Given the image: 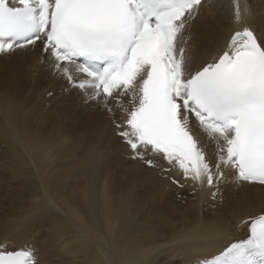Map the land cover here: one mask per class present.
Segmentation results:
<instances>
[{
	"label": "snow or ice",
	"instance_id": "1",
	"mask_svg": "<svg viewBox=\"0 0 264 264\" xmlns=\"http://www.w3.org/2000/svg\"><path fill=\"white\" fill-rule=\"evenodd\" d=\"M206 3L211 7L209 0H0V54L42 43L50 69L86 101L103 97L110 113H125L116 127L135 157L154 166L140 151L150 148L185 179L215 187V199L229 177L264 186V30L249 23L247 0H232L242 31L198 62L188 42ZM191 117L215 144L214 161ZM246 223L245 239L199 264H264V213ZM37 245L0 244V264H42Z\"/></svg>",
	"mask_w": 264,
	"mask_h": 264
},
{
	"label": "rangeland",
	"instance_id": "2",
	"mask_svg": "<svg viewBox=\"0 0 264 264\" xmlns=\"http://www.w3.org/2000/svg\"><path fill=\"white\" fill-rule=\"evenodd\" d=\"M209 2L211 4V0ZM206 6L209 4H204L200 13ZM256 25H261V30H264V24ZM19 55L14 52L0 57L1 65L6 69H11L8 74H5L0 68V81L6 82L5 78L9 76L10 83L18 81L21 88L18 97L20 103L16 108L18 115L16 114L15 120H18L14 123L13 129L11 127L10 132L8 128L4 131L0 128V171L3 174L6 172L4 175L6 180L8 175L9 180L12 178L11 181H13L11 182L12 188L2 194L5 202L3 208H0V243L6 242L16 248V246L21 245L22 247L26 244L23 242H38L39 258L42 264H94L93 242L83 233V229L77 226L72 228L73 234L65 241H71L68 247L62 246L53 238L51 211L61 213L60 208H64L62 204L65 205L64 203L68 200L69 205L65 206L69 207V210H71L70 207L74 209L77 206L81 213L85 194L90 193L91 198L97 196L100 185L103 184L104 190L110 197L108 198L111 208L115 210L119 204L123 203L121 205H124L126 217H128L126 224L129 225L130 219H133L135 234L130 233L128 241L135 240L138 244V247L133 249L134 253L133 250H124L118 255L112 252L115 258L114 264H137L136 257L143 260L142 257L145 255L147 257V253L148 256L151 254V259L147 264H193L198 255L193 256L197 252L192 250L189 242V235L194 226L192 211L188 210L189 201H191L190 198L195 200L194 202H198L203 209L209 207L210 204L206 202L209 197L212 200L210 194L213 192L212 188L204 189L203 194H190L192 189L187 191L186 187L183 188L184 191L183 189L176 190L170 184L166 185L167 182L163 183L160 180L159 183L157 179L158 177L161 179L162 175L153 173L155 166L147 167L145 163L127 154L125 150L127 147L123 143L125 149L118 154L112 151V148H115L113 141L119 136L116 134V125H113L116 124L115 114L110 113L104 107L103 99L86 101V95L80 93V96L76 91L70 90L67 87V80L57 72H53L52 77L56 78L55 83L47 77V71H43L46 75L44 80H33L34 77L27 73L28 67L27 71H21V66L13 65L18 57L22 58ZM62 82H66V85ZM49 92L52 95H48ZM102 131L106 132L107 137ZM21 135L28 137L27 139L31 136L32 143L26 139L21 141L25 138ZM103 135L107 140L111 136L113 141L111 139L107 141L104 138L105 142H103L101 138ZM105 143L108 145L104 148ZM104 149H107L106 154ZM50 153L54 154L55 159L59 158L57 161L63 159L62 161L67 163L71 160L67 170L63 173L66 178L61 183L64 202L61 199H52V192L44 185V180L39 173L29 169L30 165L38 164ZM55 153L60 155L56 156ZM20 157L26 159L27 165L19 164L21 160L18 158ZM74 158L77 161L86 158L88 161L77 163ZM134 159L139 163H136ZM93 161L101 175L100 181L95 180V173L91 171ZM58 162L53 165L56 167ZM11 169L15 170V175L12 174ZM3 174H0V181ZM230 180L231 177H229ZM233 186L234 190L238 191L242 185L234 183ZM36 190L41 191L42 196L44 195L42 192L45 191L52 203L46 201L44 196V199L39 202L37 195H33ZM226 191L230 190L226 188ZM118 200H121V203ZM215 201L221 205L226 202L222 200V197H218ZM189 216H192V220H189ZM32 239L35 240L32 241ZM87 243L91 245L90 248ZM109 249L111 251V247ZM136 250L141 251L138 253ZM132 254L139 255L134 259ZM94 255L97 260L98 256ZM106 263L110 264V261Z\"/></svg>",
	"mask_w": 264,
	"mask_h": 264
},
{
	"label": "bare ground",
	"instance_id": "3",
	"mask_svg": "<svg viewBox=\"0 0 264 264\" xmlns=\"http://www.w3.org/2000/svg\"><path fill=\"white\" fill-rule=\"evenodd\" d=\"M247 3L251 6L253 10V16L249 19V23L251 24L253 28H258L259 30H261V25H256V24H261L260 23L261 17L264 16V0H247ZM241 27H243V25L238 24L234 19V7L232 4V0H211V7L206 6L204 11L201 12L199 16L191 24V28H190L191 39L188 42L191 48V55H193V57L198 62L210 59L211 54L218 52L225 47L230 33ZM38 45L40 44L37 43L35 46H28L25 48L15 50L14 51L15 54H20L19 56H22V58L18 57L17 60H15V62L13 63V65L17 67L21 66L22 67L20 69L21 71H27L26 68L28 67L27 73L31 74L34 77L33 80H36V79L44 80L46 75L43 74V71H47V77L51 78L50 81L52 83H55L57 80L56 78H52L54 73L50 69L47 63V60H46L48 54H45L42 51V46L39 47ZM8 54L9 53L0 54V57L8 56ZM0 68L2 69V72L5 74H8L9 71L11 70L9 68L6 69L5 67H3L1 63H0ZM5 79H6L5 80L6 82L0 81V128L3 129V131L4 129L8 128L7 130L10 132L11 127L13 129L14 123H16V121L18 120V119L15 120L16 116L18 115L16 108H18V105L20 103V100H18V97H19L21 88H20V84L18 81L12 80L13 84H11L9 76L6 77ZM62 83L66 85V82H62ZM57 89H59V87ZM79 95H80V92H79ZM127 99L128 98H125V103L127 102ZM125 103H124V107H125ZM112 114H115L114 120L116 121V123L118 122L120 124H123V120L125 118V114L123 113V111H121L119 108H114V113ZM100 120H97V121H100ZM107 126L108 125H106V127ZM100 133L99 135H102ZM105 133L106 132H104V134ZM105 135L107 137V134ZM105 135L101 136L102 141L105 140L104 139L106 138L104 137ZM198 135L203 145H209V147L213 145L212 142L208 141L206 134L198 132ZM27 138L28 137H25L21 139V141L25 139L28 141L32 137L30 136L29 137L30 139H27ZM110 139H111V136H110ZM110 139L108 138V140ZM111 140L113 141V138ZM113 142H115V145H114L115 148L113 147L112 151L117 152V154L121 150L125 149L119 138L115 137ZM30 143H32L31 140H30ZM110 143L114 144L112 142ZM107 145L108 144L105 143L104 148L105 146L107 147ZM127 148L125 150H127L126 152L128 154L129 149ZM106 150L104 149V152ZM109 150L111 151V149ZM54 152H51V153H54ZM51 153L47 157L40 160L38 164L33 163L34 166L30 165L29 169L30 171L39 173L40 177L44 180V185L52 192L51 193L52 199H55V200L61 199L64 202L65 197L62 196L63 187L61 183L66 178L63 175V173L64 171L67 170V167L69 166V163L71 162V160H68V162L65 163L66 161H62L63 159L62 160L60 159V161L58 160L59 161L58 162L57 159L59 158L55 159V157L53 156L54 154L52 155ZM130 154L135 157V155H133L132 153ZM211 154L212 155H210L209 158L214 161L215 156L212 150H211ZM55 155L58 156L60 154L55 153ZM112 156H114V154ZM18 159L21 160L19 164L22 163V164L27 165L25 158L20 157ZM75 159L76 158H74V160ZM56 161L58 162V164L55 167L53 163L56 164L57 163ZM75 161L77 163H81L84 161H88V159L84 158L78 161L76 159ZM136 163H139V162L137 161ZM92 170L95 173L94 174L95 180L100 181L101 175L95 168L94 161H93V167L91 171ZM14 171L13 169H11V172L13 175H15ZM174 172L176 174H183L182 170H180L178 167L175 169ZM4 173L5 174H3V172L0 171V174H3V178H1V181H0V201H1L0 208H3L4 202H5L2 199V194L10 190L13 186V185L11 186V182H13L11 181L12 178L11 180H9L10 177L8 178V175H7V180H8L7 181L4 177V175H6V172ZM153 173L159 174L158 171H155V170H153ZM168 177L175 178L172 175H168ZM160 180L163 183L167 182V180L163 179L162 181V179H159L158 177L157 181L159 183H160ZM184 180H185L184 186L186 187L185 189L187 191H190L192 189V190H195L196 193L198 194H203L204 189L208 190L209 188L206 183L204 185H201L199 183L192 181L191 179H184ZM166 185H168V182ZM226 188H228L230 191L227 192ZM160 191H162V189ZM221 191H224V192H221ZM42 194H44L43 196L45 200L50 203L51 200L49 199L50 197H48L47 193L43 191ZM226 194H227V197H226ZM33 195H37L39 202H41V200L44 199L43 196L41 195V191L36 190L33 192ZM85 195L86 197L83 202L84 207L81 213L79 212V209L77 206H75L74 209L70 207L71 210H69L68 209L69 207L67 208L65 206V205H69L68 200L64 203L65 205L61 203L62 207H64L63 209L60 208V210H62L61 213H57L56 211L53 212L54 210L51 209L52 210L51 218L53 220V230H54L52 231L53 232L52 236L53 238L57 240L59 244H61L64 247L66 246L68 247V243H70L71 241L69 240L70 242H65L67 241L66 238L73 234L72 228L74 226H77L80 229H83V233H85L87 236H89L92 239L91 240L93 242L92 246L95 250L92 254L93 255L92 259H93L94 264H107L106 262L108 261H110V264H114L115 258H113L111 254L112 252L118 255L120 253L122 254V251L124 250L132 251L133 249L138 247V244L135 242L134 239H132V241L134 240L133 242L128 241V235L130 233L135 234L133 219L132 218L130 219L131 221L129 225L126 224L128 221V217H126V211H125L124 205H121L123 204L121 203V200H118L120 201L121 204H119L115 210L111 208V204L109 203L110 197L108 196L107 191L104 190L103 184L100 185V189H99L97 196L95 195L94 197L91 198L90 193H87ZM218 197H222V200L224 199L226 201L225 204L223 205L218 204L215 201V199H217ZM115 199H117L116 196H115ZM215 199L212 198V200H210V197H209L206 203L210 204V206L205 209L201 208L203 206H200L198 202L195 203L194 202L195 200L193 201L190 198L191 201H189L190 207L188 208V210L192 211L191 213L193 214L192 223L194 224L190 232V235H189V242H190V246L192 247V250L197 252L195 255H193L195 257L198 255V258L196 259L214 255L218 251H220L225 245L232 242V240L240 239V237H243L244 236V234L242 233L243 228L239 227L240 221L246 217H251V216H254L260 213H264V188L256 184H243L237 191V190H234V186L232 185V183H225V182L221 183L220 184V195H216ZM48 209L50 208L48 207ZM189 218H190L189 220H192V216H189ZM245 233H246V230H245ZM33 240L35 239H32V241ZM53 244H54V240H53ZM87 246L89 248L91 247V245L88 243H87ZM110 247H111V251H109ZM133 253H134V250H133ZM144 253L146 252L144 251ZM94 254L98 256L97 260H95L96 256ZM133 255L134 254H132V256ZM137 255L133 256L134 259ZM145 256L142 257L144 258L143 260L140 259L141 261L136 257V259L138 260L137 264H147L151 259L150 257L151 254L150 256H148V253H147V257ZM133 257H132V260H133ZM117 262H119V260Z\"/></svg>",
	"mask_w": 264,
	"mask_h": 264
}]
</instances>
